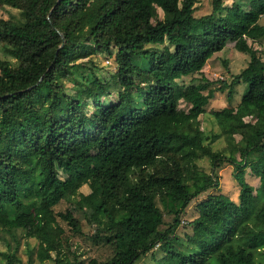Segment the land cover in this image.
<instances>
[{
  "label": "trees",
  "instance_id": "1",
  "mask_svg": "<svg viewBox=\"0 0 264 264\" xmlns=\"http://www.w3.org/2000/svg\"><path fill=\"white\" fill-rule=\"evenodd\" d=\"M197 2L0 0L23 19L0 14V232L23 230L39 262L73 264L66 232L75 235L85 219L97 226L92 241L110 249L88 264H140L157 245L160 264H264V60L248 43L264 41V0H212L209 14L194 17ZM228 41L249 60L219 90L228 87L231 100L235 83L247 86L236 108L212 111L220 133L207 143L199 116L215 89L179 80L201 73ZM112 47L108 79L94 61L76 63ZM79 68L92 80L69 94ZM219 136L223 151L211 147ZM204 158L209 172L195 164ZM224 164L233 166L238 202L212 193ZM247 168L259 188L245 181ZM163 212L172 220L160 230ZM0 264L22 263L0 252Z\"/></svg>",
  "mask_w": 264,
  "mask_h": 264
},
{
  "label": "rangeland",
  "instance_id": "2",
  "mask_svg": "<svg viewBox=\"0 0 264 264\" xmlns=\"http://www.w3.org/2000/svg\"><path fill=\"white\" fill-rule=\"evenodd\" d=\"M212 0H198L195 4V11L193 13L194 17H200L211 12ZM233 0H223L224 5L231 4ZM0 14H2L6 18H12L17 21H23L22 14L11 8H0ZM161 15V11H159ZM260 23L264 25V16L261 17ZM248 43L252 44L254 49H256L258 55L262 60H264V41L261 43H253L248 39ZM234 43L228 41L226 43V47L219 52L213 54V56L206 62L205 66L202 69L201 73H194L189 76L183 77L179 80L180 83L188 85L192 81L195 80V83H212L209 85L208 89H215L214 97L209 100V103L205 107L204 113L199 116L201 129L204 131L205 135L208 137L207 143H209V139L213 135H218L220 133V129L212 116V111H220L227 107L236 108L241 97L242 93L246 88V83H235L234 87L231 90L232 99L229 100L227 98L228 95V87L223 90H219L222 86L220 81L226 82V85H230L235 75L240 73V71L247 66L249 56L245 53H241L234 49ZM116 48H111V55L107 53H96L90 57H86L83 59H79L76 63L85 62V61H94L96 66L98 67L97 75L100 79H108L111 73L115 71V64L113 60L112 54L116 53ZM3 48L0 46V57H3ZM92 80V75L89 70L79 68L76 71H73L71 77L66 83V91L69 94L75 92L76 83L82 82V87H85ZM80 86L77 84V87ZM79 88V87H78ZM207 90L204 93H207ZM117 89L111 91V94L104 99L106 103H112L115 100ZM179 108L187 111L189 105L181 101ZM252 118L247 117L245 121H251ZM236 141L239 140V136H235ZM227 146V139L224 136H219L211 145L212 149L224 150ZM201 170L209 172L210 165L207 158L197 160L195 163ZM63 176V175H62ZM219 176V185L218 187L212 191L215 194H223L227 196L230 200L234 202H238V194H239V185L237 181L233 177V166L230 164H224L218 170ZM245 181L252 186L253 188H259L260 183L257 178L252 176L249 169L245 170ZM83 193H89V188L87 186H83L81 188ZM199 200L194 201L190 207L187 209L184 218L182 219L181 226L176 230V234L181 238H184V234L187 230L188 222L197 217L196 204ZM66 204L65 202H61L57 205L56 210L63 211ZM164 225L160 227V230H164L169 227V224L172 218L166 215L163 212ZM79 231L74 235L71 232H66L70 236V248L65 249L67 252L68 259L71 263L75 264L74 261L82 262V264H88V262L95 258L98 260V263H101L106 255L110 254V249L108 244L104 239L92 241L91 237L95 233L97 229L96 225H89L85 219H80L79 223ZM35 240L27 239L24 236V231L14 230L13 234L2 233L0 232V252L3 253H11L17 259L21 261L22 264H28V260L32 259L31 264H55L53 260H46L45 262H39L33 253L29 252L30 245H35ZM173 244H177V242L172 241ZM159 246V245H157ZM153 251V256L151 253H148L145 257L140 260V264H160L159 259L161 255H163V251L161 248L157 247ZM182 246V243H181ZM70 252H69V251ZM150 255V257H149ZM154 257L158 259L157 261H153ZM152 259V260H151Z\"/></svg>",
  "mask_w": 264,
  "mask_h": 264
},
{
  "label": "water",
  "instance_id": "3",
  "mask_svg": "<svg viewBox=\"0 0 264 264\" xmlns=\"http://www.w3.org/2000/svg\"><path fill=\"white\" fill-rule=\"evenodd\" d=\"M62 39H63V36L61 35Z\"/></svg>",
  "mask_w": 264,
  "mask_h": 264
}]
</instances>
